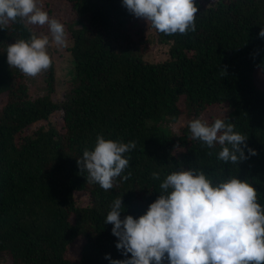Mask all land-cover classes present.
Wrapping results in <instances>:
<instances>
[{
  "label": "trees",
  "instance_id": "obj_1",
  "mask_svg": "<svg viewBox=\"0 0 264 264\" xmlns=\"http://www.w3.org/2000/svg\"><path fill=\"white\" fill-rule=\"evenodd\" d=\"M61 1L70 15L61 95L53 60L41 73L45 92L30 94L6 51L31 33L20 22L0 28V264L130 258L105 223L112 203L123 199L121 219L139 218L166 176L180 170L203 171L214 184L246 180L264 207V0H195V31L172 36L129 13L122 0ZM53 2L60 0L42 6L51 13ZM149 29L167 47L162 60L147 57ZM217 118L257 154L245 148L247 159L225 163L219 144L209 148L192 139L191 120ZM98 135L136 143L125 153L122 176L131 175L108 191L87 183L77 163L86 148L94 150Z\"/></svg>",
  "mask_w": 264,
  "mask_h": 264
},
{
  "label": "clouds",
  "instance_id": "obj_2",
  "mask_svg": "<svg viewBox=\"0 0 264 264\" xmlns=\"http://www.w3.org/2000/svg\"><path fill=\"white\" fill-rule=\"evenodd\" d=\"M122 5L137 18L168 36L195 31L199 11L195 0H122ZM20 22L29 30L28 40L8 45L7 63L27 77L48 70L52 59L48 48L67 47L65 26L39 5L38 0H0V28ZM48 25L49 35H37L32 27ZM259 36L264 38V28ZM191 137L209 148L219 144L218 158L239 164L255 149L247 138L234 131L231 123L215 119L208 124L201 119L189 122ZM135 141L124 143L98 135L94 150L83 151L77 160L87 172V183L108 191L129 166L125 153L135 149ZM159 179L158 173H152ZM160 195L139 218L121 219L123 199L111 205L105 223L113 225L118 237L116 247L125 257L111 264H264V207L258 203L257 189L236 177L214 184L203 171L180 170L166 176Z\"/></svg>",
  "mask_w": 264,
  "mask_h": 264
},
{
  "label": "rangeland",
  "instance_id": "obj_3",
  "mask_svg": "<svg viewBox=\"0 0 264 264\" xmlns=\"http://www.w3.org/2000/svg\"><path fill=\"white\" fill-rule=\"evenodd\" d=\"M43 1H47V0H38V3L40 6H42ZM211 1L215 2V0H211ZM46 3L48 2H45L44 5ZM53 6H54L52 8L53 11L51 13H49L47 10L48 6L46 8L42 6V8L44 11H46L49 14L50 18H55L59 20L64 26L67 25L70 15L68 14L69 11H67L65 8L66 6L65 3L60 0V2H53ZM33 27L38 30L37 32L38 36L42 34H47L49 35L51 39L48 25H44L43 27H40V26H33ZM147 38L148 40L150 39L152 41L150 51L147 57L153 61H159V60L164 59L166 57L167 47L162 46L158 43L156 39V33L153 29H149L147 33ZM65 49H66L65 47L56 46L54 44L50 45V47L48 48L49 55L55 64V71H56L57 79L59 80L58 85H57L58 91L56 92L57 95L62 94V87L64 86V82L68 78L69 64L66 60L68 58L67 56L68 53L67 51H65ZM26 79H27V85L29 88V92L32 96H37L45 92L46 87L42 80L41 74H39L38 76L34 78L26 76ZM222 106H226V105H222ZM229 111L230 110L226 108V113ZM36 124H34L33 126H36ZM176 128H177L176 123L170 125L171 131L176 130Z\"/></svg>",
  "mask_w": 264,
  "mask_h": 264
}]
</instances>
